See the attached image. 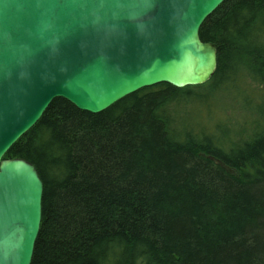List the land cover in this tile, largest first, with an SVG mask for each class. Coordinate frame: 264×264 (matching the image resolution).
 <instances>
[{"label":"trees","instance_id":"obj_1","mask_svg":"<svg viewBox=\"0 0 264 264\" xmlns=\"http://www.w3.org/2000/svg\"><path fill=\"white\" fill-rule=\"evenodd\" d=\"M199 37L206 83L99 113L55 97L5 153L43 183L31 264H264V0H224Z\"/></svg>","mask_w":264,"mask_h":264},{"label":"water","instance_id":"obj_2","mask_svg":"<svg viewBox=\"0 0 264 264\" xmlns=\"http://www.w3.org/2000/svg\"><path fill=\"white\" fill-rule=\"evenodd\" d=\"M224 0H0V264H31L36 167L4 158L55 97L99 113L144 87L201 85L217 49L199 28Z\"/></svg>","mask_w":264,"mask_h":264},{"label":"rangeland","instance_id":"obj_3","mask_svg":"<svg viewBox=\"0 0 264 264\" xmlns=\"http://www.w3.org/2000/svg\"><path fill=\"white\" fill-rule=\"evenodd\" d=\"M213 100L215 103V108L216 109L223 108L227 116H231L233 112L238 111L237 108H235V106L231 105V96L227 95V93L219 92L217 95H215ZM201 109L202 111H204L205 110L204 106H201Z\"/></svg>","mask_w":264,"mask_h":264}]
</instances>
